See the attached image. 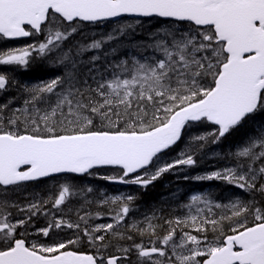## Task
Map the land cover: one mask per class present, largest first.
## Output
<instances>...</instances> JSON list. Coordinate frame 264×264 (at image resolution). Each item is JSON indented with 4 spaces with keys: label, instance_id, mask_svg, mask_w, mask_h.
I'll return each instance as SVG.
<instances>
[{
    "label": "snow or ice",
    "instance_id": "obj_1",
    "mask_svg": "<svg viewBox=\"0 0 264 264\" xmlns=\"http://www.w3.org/2000/svg\"><path fill=\"white\" fill-rule=\"evenodd\" d=\"M124 16L161 18L169 27L137 45L149 54L106 61L103 71L99 55L82 57L105 41L81 43L74 55L72 47L64 49L82 25ZM131 27L121 25L108 41ZM28 37L42 39L0 48V69H27L42 60L62 71L24 85L21 106L0 104V196L62 176H97L147 189L165 173L194 167L207 143L251 124L255 134L229 153L234 165L184 177L221 181L251 198L234 195L224 203L210 192L194 193L182 205L184 216L165 220L162 237L152 223L155 213L127 225L136 199L131 194L97 201L118 206L109 210L110 222L94 226L92 213L77 210L80 222H73L46 207L63 213L70 196L91 193V186L65 182L58 194L23 206L0 199V264H264V0H0V41ZM13 82L8 71H0V93ZM201 125L212 127L189 136L175 159H164L189 127ZM99 168L118 172L93 171ZM9 207L24 218L13 219ZM40 214L51 217L36 233L45 239L30 241L31 219ZM64 229L72 230L66 239H50Z\"/></svg>",
    "mask_w": 264,
    "mask_h": 264
},
{
    "label": "trees",
    "instance_id": "obj_2",
    "mask_svg": "<svg viewBox=\"0 0 264 264\" xmlns=\"http://www.w3.org/2000/svg\"><path fill=\"white\" fill-rule=\"evenodd\" d=\"M123 24H131V28L126 29V35L121 36L119 40L108 41V34L112 33L114 30H118L119 27ZM186 26V25H185ZM169 25L167 23H163L156 19H150L146 21L142 20H122L118 22L108 23L105 26H88L82 25L78 32L71 37L64 44V49L72 47L73 55L75 54V49L79 44H88L93 40H101L105 41L102 45V48L99 50H91L83 55L84 60H88L92 55H99L101 59L96 61L98 67H100L101 71H103L106 61H118L120 59H129L132 54H143L147 55L149 52H141L137 48V45L141 42L147 43L149 42V37L152 33L156 32L158 29L167 28ZM117 48L118 51L115 54H112V49ZM109 53V55H105V53ZM135 52V54L133 53ZM131 54V55H130ZM55 55V54H52ZM86 70V68H85ZM62 69L53 68L48 62L42 60H33L25 70H21L19 78L23 80V82H39L43 80H48L52 78L54 75L58 74ZM18 78V75H17ZM12 97L16 99V94L9 87L4 95V98ZM206 128H210V125H203ZM254 126L251 124H246L243 128L238 131L233 132L228 137L222 139L219 143H207L202 149L198 151V154L195 159L203 164L205 159V154H209L213 156L214 162H220L226 165L235 164V158L230 156V152H235L237 146L241 145L245 140L248 134H255L253 131ZM199 144H203V141L198 142ZM205 153V154H203ZM220 155V156H215ZM199 167V165H198ZM162 182H156V188L154 187L152 191H148V193L141 194L140 200L155 201L158 198V195L165 199H173L176 197V189L182 183L180 182H172V180L167 179L166 184H168L167 188L162 189ZM230 188V187H228ZM227 188V189H228ZM225 190V189H224ZM228 196L233 197L234 195H239L245 199H250L251 197L247 193H242L237 188H231V190L227 191ZM257 199H261L257 196ZM261 203L264 204V200H261Z\"/></svg>",
    "mask_w": 264,
    "mask_h": 264
},
{
    "label": "rangeland",
    "instance_id": "obj_3",
    "mask_svg": "<svg viewBox=\"0 0 264 264\" xmlns=\"http://www.w3.org/2000/svg\"><path fill=\"white\" fill-rule=\"evenodd\" d=\"M12 85L15 86V84H12ZM23 86H21L20 88H23ZM17 92H18V94L16 96H18L19 99H21V101L23 102L24 101V97H25L26 94L24 93V95H19L20 91L17 90ZM0 94H3V92L0 93ZM7 102H9V101H7ZM196 129L197 128H195V127L194 128H190L188 134L186 135V138L184 139V141L182 143V145L177 150H175L173 153L165 156L164 159H167V160L175 159L177 154L181 151V149L184 148V145L187 142L189 136H191L193 134H196V132H195ZM221 168H223V167H213V165H212V166H209L208 169L206 171H204L202 174L210 173V172H212L214 170L221 169ZM188 171H189V167H186L183 170H173L172 172L165 173L164 175L172 174V175L179 176V179L180 178L183 179V177H185V176H188V177L191 176V175H187ZM202 174H200V175H202ZM103 175H105V174H103ZM107 175H115V173H108ZM195 176H197V175L195 174L194 177ZM93 177H96V176H93ZM63 182H69V181H63ZM218 182H221V181H218ZM55 183L56 182H53L50 185H48L46 188H42L45 199H48L49 196H51V195L58 194L59 189L57 190V188H56V190H55V188H54L55 187ZM226 185H228V184H226ZM86 186H88L86 183H84V182L82 183L81 182V188H86ZM91 187L93 188V192H91V193H87L86 195H84V194H80L77 191L76 195L70 196L68 201L66 202V204L62 205V208H64L65 211L63 213H59V214H56V215L57 216L63 215L66 219H70L71 221H74V219L76 217H78L77 210H79V214L80 215H83L82 212H84V215H85L86 213H89L90 209H93V212H94L92 214L93 218L90 220L89 223H90V225L94 226V225H97L96 222L101 220V218H104V219L109 218V216H108L109 210L111 208H113V207H111V205H112L111 202H109L108 206H105L104 208H100L101 206L98 205L97 201L104 199L105 196H114V195H119V194H123L124 196H126V193H125L126 191H123L121 189L115 188L114 191H113V190H111L109 188L106 189V187H102L100 184H95V185H92ZM190 190L191 189L188 188V191H190ZM39 193H40V191H35V192H30V193H26L23 190L18 191V194H19V197H20L18 199V202H17L18 205L23 206V205H27L28 203L32 202L33 200H38L37 196H38ZM194 193H202V192H192V191H190L188 193V197H190V195H192ZM212 198L215 201H217V202H224V203L227 202V201H219L215 197H212ZM21 199H25V200H21ZM86 200L91 201V203L85 204ZM187 201L189 202V200H187ZM169 204H171V203H169ZM48 206L51 208V204L50 203L47 205V207ZM179 208H181V209L179 211H177L176 217L177 216H184L187 213V211H188L186 208H183V207H179ZM69 209H71V211H69ZM7 210L10 213H12V218L13 219L24 218V214H20L19 209L16 208V207H9ZM216 210L217 209H215L214 211H216ZM218 211H220V210L218 209ZM97 212H102V213L103 212H107V213H106V216H102L101 218L97 219V218H95V214ZM154 213H155L156 218L153 219L152 223H154L157 220V217H158L157 216V212L155 211ZM217 213H219V212H217ZM34 218H37V220H36V222H34L36 227L34 228L33 233L38 238V240H44L45 238L43 236L37 235L36 233H37L38 229L47 226V224L49 223V220L51 219V217H50V219H49V217H47L45 220L44 219L43 220H39V217L37 215V216H34ZM144 220H145L144 218H142L140 216H136L135 219L127 218L126 223H127V225H131L133 223L143 222ZM159 221L160 222L163 221L162 224H163V226H165V228L167 230L169 226H168V224L165 223V220H163V218L161 219V217H160ZM101 223L102 222H100L98 224H101ZM104 223H108V222H104ZM140 226L143 227V226H145V224H141ZM163 226L160 225L159 226L160 227V232H157L158 235L161 236V237L166 233V230H164ZM119 230L122 231V232L126 231V226H121ZM185 230L187 231V229H185ZM133 232H135V231H133ZM209 232L212 233L211 231H209ZM70 233H72V230H69V229H64L63 231H60V232L54 231L52 233L50 239H62V238L66 239L68 237V234H70ZM214 237H215V234H214L213 238H209V239H214ZM146 238H148V237H146ZM177 239H178V236H177ZM122 243L129 245V241H126V240L123 241ZM133 259H135V256H133Z\"/></svg>",
    "mask_w": 264,
    "mask_h": 264
},
{
    "label": "water",
    "instance_id": "obj_4",
    "mask_svg": "<svg viewBox=\"0 0 264 264\" xmlns=\"http://www.w3.org/2000/svg\"><path fill=\"white\" fill-rule=\"evenodd\" d=\"M124 17H129V18H142V19L143 18H146V17H132V16H124ZM119 18H122V17H119ZM115 19H117V18H115ZM115 19H113V20H115ZM20 39H22V38H20ZM114 184H119V183H114Z\"/></svg>",
    "mask_w": 264,
    "mask_h": 264
}]
</instances>
